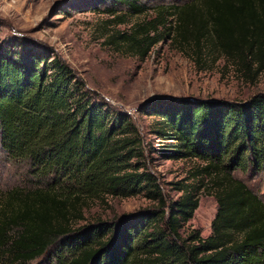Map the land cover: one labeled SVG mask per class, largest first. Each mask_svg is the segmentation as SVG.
I'll return each instance as SVG.
<instances>
[{"label":"trees","instance_id":"obj_1","mask_svg":"<svg viewBox=\"0 0 264 264\" xmlns=\"http://www.w3.org/2000/svg\"><path fill=\"white\" fill-rule=\"evenodd\" d=\"M112 27L146 10L105 41L143 60L159 43L188 50L195 62L208 46L249 73L264 66V0H189L145 6L138 0H93ZM11 41L8 45H12ZM0 51V152L22 185L0 203V264H264V203L234 172L264 170V94L243 101L157 97L146 146L130 116L85 87L54 53ZM196 159L191 177L163 193L149 155ZM206 185L216 203L210 234L180 228ZM142 196L150 206L112 220L83 219L89 202Z\"/></svg>","mask_w":264,"mask_h":264},{"label":"rangeland","instance_id":"obj_2","mask_svg":"<svg viewBox=\"0 0 264 264\" xmlns=\"http://www.w3.org/2000/svg\"><path fill=\"white\" fill-rule=\"evenodd\" d=\"M93 0H0V51L10 47L21 52L24 48L33 53L44 51L47 58L54 53L83 80L85 87L106 100L114 109L127 113L137 126L146 146L156 148L160 141L150 132L153 117L141 114V107L151 104L157 97H199L212 99L246 100L253 94H264V66L249 73L226 64L214 47L208 46L202 60L195 62L189 51L181 50L169 41L157 44L149 54L138 60L122 54L106 43L105 37L113 29H126L141 20L151 10L141 14H127L122 24H109L111 17L104 7L115 5L116 13L125 11L122 4L107 2L98 10L87 9ZM145 6L182 3L189 0H138ZM12 45H8L9 42ZM150 165L162 184L163 193L174 200L179 195L171 183L182 181L198 185L191 177L196 159L165 160L155 152ZM19 170L6 162L0 152V203L6 192L21 186ZM234 176L243 181L264 203V170L256 174L235 171ZM198 204L192 217L180 232L198 231L201 237L210 234V222L216 203L204 184L197 189ZM151 204L142 196L110 198L91 201L82 209L83 219L76 225L99 220H112L122 215L136 213ZM33 264H36L33 262Z\"/></svg>","mask_w":264,"mask_h":264}]
</instances>
